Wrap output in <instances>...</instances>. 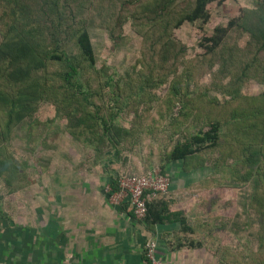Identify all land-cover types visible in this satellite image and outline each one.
Segmentation results:
<instances>
[{
    "label": "trees",
    "instance_id": "16d2710c",
    "mask_svg": "<svg viewBox=\"0 0 264 264\" xmlns=\"http://www.w3.org/2000/svg\"><path fill=\"white\" fill-rule=\"evenodd\" d=\"M96 1L103 6L107 4V0ZM214 1L217 0H115L116 6L130 14H118L116 18L121 22L120 18L130 17L143 30V27L150 30L157 26L151 32L157 35L160 46L159 61L150 64V56H144L138 62L141 68L133 70L122 88L121 82L113 80L111 75L102 78L96 73L100 71L96 69L89 23L77 16L78 9H84L85 1L80 5L81 0H0V143L13 139L19 124L33 120L39 106L47 102L55 107L57 117L66 120V130L75 141L92 151L94 165L120 163L124 171H128L126 166L138 167L135 161L141 160L139 146L148 147L153 139L161 140L156 135L163 128L151 123L161 122L160 116L170 112L176 105L175 100L180 101L181 97L182 101L185 99L173 125L184 124L194 113L186 103L190 101L189 84L181 77L195 73L196 59L187 61L184 72L180 73L186 62L185 45L173 40L172 35L185 22H206L209 19L207 7ZM88 2L92 4L93 0ZM109 17L108 28L112 24V16ZM230 29L241 30L249 36L246 46L239 47L226 40ZM146 34L152 38L148 32ZM203 38L205 61L219 65L218 80L213 85L224 99L214 106L218 108L217 114L195 113L197 121L205 118L207 129L186 135L161 152L151 151L157 159L147 156L139 172L109 175L108 184L112 191L118 190L121 177L143 174L158 164L161 173L168 176L170 187L172 180L178 178L172 166L179 165L182 172L190 174L205 167L203 155L216 148L221 138L231 151L235 150L234 144L238 150L243 144L244 149L240 151L244 158L234 175L238 176V182L244 181L251 187L245 198L246 208L255 212L254 221L259 223L258 248L247 258L223 246H217L213 253L217 254L218 264H264V90L255 96H243L240 92L241 84L247 80L264 84V0H257L255 8L242 9L227 27H216L210 36ZM152 48L155 49L154 45ZM49 68L53 69L55 77L49 76ZM170 75L174 77L169 84L167 104L160 110L153 109L149 103L155 98L150 96L155 95L152 90L162 87ZM228 76L229 81L223 83ZM208 90L203 91L205 96ZM101 94L110 97V102H98ZM147 115H151L150 123L145 121ZM176 129L172 130L173 135L178 132ZM163 131L166 137L168 132ZM122 152L130 156H122ZM131 160L133 164L128 163ZM13 164L4 153L0 154V177L5 172L16 171L17 166ZM5 179V183L11 185V181ZM168 191L147 203L144 226L152 231L159 224L178 225L172 231L173 250L208 249L202 230L212 228L214 219L202 224L182 206L172 208L175 200ZM215 199L211 198L212 203ZM219 206L217 204L215 211L220 212ZM124 207L131 210L127 203ZM202 209H205L204 204L199 210L203 212Z\"/></svg>",
    "mask_w": 264,
    "mask_h": 264
},
{
    "label": "rangeland",
    "instance_id": "374dc122",
    "mask_svg": "<svg viewBox=\"0 0 264 264\" xmlns=\"http://www.w3.org/2000/svg\"><path fill=\"white\" fill-rule=\"evenodd\" d=\"M84 1L85 7H82L84 9H78L77 16L89 23L88 28L95 51L96 69L100 71L96 73L100 74L102 78L111 75L113 80L121 82L120 86L123 88L129 75H133V70L141 68L138 62L144 56H150V64L159 61L160 51L158 49L160 46L157 41V35L151 32L157 29V26L151 27L150 30H148V27H143L152 36L151 38L146 34L145 30L133 22L132 18H120L121 22L116 18L118 14H129V12L122 10L121 6H116V3L114 4L115 0H107V4H104L105 6L96 0H93L92 4H89L88 0H81L80 5H83ZM256 5L257 0H217L208 5L209 19L206 22H185L173 31V40L185 45L186 62L181 66L180 73L184 72L182 69L186 67L187 61L196 59V63L193 65L195 73H192V75L187 73L184 76L179 73V76H182L181 78L189 84L188 90L190 93L188 100L190 101L186 103L190 107L188 109L194 113L188 116V119L183 122L184 124L180 126L178 124L179 129H176L178 126L176 127L173 124L176 122L177 112L182 107L181 102L185 98L182 101L180 96V101L175 100V107L170 112H164L160 116L161 122L151 123L163 128L156 135L157 137L159 135L161 140L153 139L152 145L148 147H145V144H141L138 149L141 160L137 158L135 161L138 167L126 166L128 171L120 169L118 174L141 171L143 164L146 163L147 156L157 159L153 152L150 154L151 151L154 150L155 153L161 152L167 149L171 143L176 142V140H181L184 136L198 130L207 129L205 118L197 121L195 113L201 111L204 116H210L209 112L217 114L218 108L214 106L217 102L219 104L223 102L224 95L218 89H215V85H213L218 80L216 73L219 70V65L217 63L210 65L205 61V49L202 46L203 37L210 36L216 27H227L230 20L241 14L242 9H252ZM88 8L89 10H87ZM110 15L112 16V24L108 28L106 24L110 19ZM248 38L249 36L242 33L241 30L232 29L226 36V40L229 43H236L239 47L246 46ZM153 45L156 50L152 48ZM48 73L49 76L55 77L53 69L49 68ZM173 77L174 75H170L162 87L152 90L155 95L150 96H155V98H152L149 103L153 106V109L158 108L160 110L167 104V93ZM229 79L230 76L225 77L223 83H227ZM207 88L209 90L205 96L203 91ZM263 90L264 84H260L255 80H247L240 86V92L243 96H255L261 94ZM129 91L131 90L128 89L127 91L130 95L131 92ZM110 100V97L101 94L100 99L98 97L97 101L106 104ZM187 113L188 110H185L184 114ZM150 116L147 115L145 121L149 122ZM32 119L19 124L14 130L13 139L0 143V154L4 153L6 158L10 159L15 167L17 166L16 171L13 169L5 172L0 177V199L3 198V202L6 203L10 202L8 197L10 192L31 190L32 185H35V183L40 184L44 168L51 163L64 165L93 164L92 151L75 141L67 132L66 120L57 117L56 109L52 104L42 103L32 116ZM173 129H176L179 133L177 132L173 135ZM163 130L168 132L166 137L163 135ZM161 134L162 138L160 137ZM225 144L223 145L221 138L216 148L203 155L204 168L196 169L184 177H180L177 173V180H173L174 184L177 185H181V181L186 182L187 190L184 192L185 196H181L179 201L183 199L180 206L186 210L188 215L193 219L198 217L202 224L211 222L214 219L212 228L202 230L205 236L204 241L208 245V249L204 250L205 254L203 255L209 258L207 260H210L209 264H218L217 254L213 253V251L217 250V246H223L232 252H239L246 258L258 248L257 231L259 223L254 221L256 218L255 212L246 208L245 198L249 196L251 187L244 181L238 182V176L234 175L239 170L240 163L244 158L243 153L240 151L244 149L243 144H241L240 150L234 144L235 150L233 151H231L227 143ZM124 154L130 156L126 152L121 153L122 156ZM128 163L133 164L132 160ZM156 166V168L160 169L158 164ZM171 169L176 172L178 171L177 169L180 171L181 167L179 165L176 167L172 166ZM67 173L70 174L69 172ZM76 173L79 172L77 171ZM5 178L11 181V185L5 183ZM236 183L237 185H235ZM233 184L235 187H232L234 186ZM37 189L40 190V187ZM28 193V191L27 193L24 192L23 195ZM212 197L214 199L217 197L213 203ZM200 198H203V202H200ZM203 204L205 209H202L203 212H201L199 209ZM207 204H210V206H207ZM217 204L220 205V212L215 211Z\"/></svg>",
    "mask_w": 264,
    "mask_h": 264
},
{
    "label": "crops",
    "instance_id": "0c3cea01",
    "mask_svg": "<svg viewBox=\"0 0 264 264\" xmlns=\"http://www.w3.org/2000/svg\"><path fill=\"white\" fill-rule=\"evenodd\" d=\"M110 165L51 163L40 184L10 192L8 203L1 198L0 264H144L150 240L162 264L210 263L206 249L173 250L178 225L159 224L151 231L125 209L126 202L114 203L119 189L112 191L108 178L122 167ZM177 170L176 176L188 174ZM181 182L172 180L169 187L172 208L183 202L187 186Z\"/></svg>",
    "mask_w": 264,
    "mask_h": 264
},
{
    "label": "built area",
    "instance_id": "2783aa9c",
    "mask_svg": "<svg viewBox=\"0 0 264 264\" xmlns=\"http://www.w3.org/2000/svg\"><path fill=\"white\" fill-rule=\"evenodd\" d=\"M169 178L159 168H154L140 175L126 176L119 179V190L113 194L116 204L126 202L136 220L143 221L147 214V203L168 191ZM157 244L150 240L146 250L144 264H162L156 253Z\"/></svg>",
    "mask_w": 264,
    "mask_h": 264
}]
</instances>
